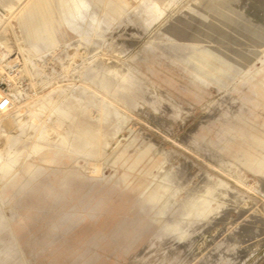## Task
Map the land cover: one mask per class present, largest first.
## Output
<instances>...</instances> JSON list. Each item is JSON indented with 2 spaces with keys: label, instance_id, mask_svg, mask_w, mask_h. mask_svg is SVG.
Wrapping results in <instances>:
<instances>
[{
  "label": "rangeland",
  "instance_id": "rangeland-1",
  "mask_svg": "<svg viewBox=\"0 0 264 264\" xmlns=\"http://www.w3.org/2000/svg\"><path fill=\"white\" fill-rule=\"evenodd\" d=\"M84 1L0 0V264H264V0Z\"/></svg>",
  "mask_w": 264,
  "mask_h": 264
},
{
  "label": "built area",
  "instance_id": "built-area-1",
  "mask_svg": "<svg viewBox=\"0 0 264 264\" xmlns=\"http://www.w3.org/2000/svg\"><path fill=\"white\" fill-rule=\"evenodd\" d=\"M17 71V63L10 64L5 61V56L0 50V115L10 112L13 108Z\"/></svg>",
  "mask_w": 264,
  "mask_h": 264
},
{
  "label": "bare ground",
  "instance_id": "bare-ground-1",
  "mask_svg": "<svg viewBox=\"0 0 264 264\" xmlns=\"http://www.w3.org/2000/svg\"><path fill=\"white\" fill-rule=\"evenodd\" d=\"M87 3H88V1H84L83 2V5L86 7L87 6ZM154 5H158L157 3H153ZM73 8V7H72ZM94 18H95V15H94ZM52 21V20H51ZM97 22L100 24V22L97 20ZM100 26V25H99ZM98 27V26H97ZM122 27V26H121ZM93 30V29H92ZM6 61V60H5ZM10 64H12V63H14V62H16V61H14V60H7ZM117 70V69H116ZM42 129V128H41ZM39 133V132H38ZM43 137V136H42ZM34 144V143H33ZM5 183V182H4ZM6 253V252H5Z\"/></svg>",
  "mask_w": 264,
  "mask_h": 264
},
{
  "label": "crops",
  "instance_id": "crops-1",
  "mask_svg": "<svg viewBox=\"0 0 264 264\" xmlns=\"http://www.w3.org/2000/svg\"><path fill=\"white\" fill-rule=\"evenodd\" d=\"M88 1V0H87Z\"/></svg>",
  "mask_w": 264,
  "mask_h": 264
}]
</instances>
